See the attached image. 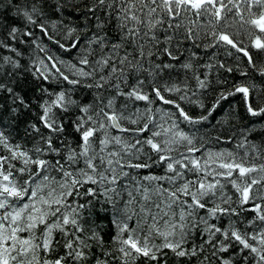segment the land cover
<instances>
[{
    "label": "snow or ice",
    "instance_id": "snow-or-ice-1",
    "mask_svg": "<svg viewBox=\"0 0 264 264\" xmlns=\"http://www.w3.org/2000/svg\"><path fill=\"white\" fill-rule=\"evenodd\" d=\"M0 264H264V0H0Z\"/></svg>",
    "mask_w": 264,
    "mask_h": 264
}]
</instances>
